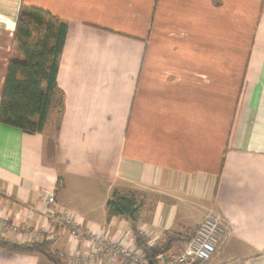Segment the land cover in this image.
I'll return each instance as SVG.
<instances>
[{"label":"crops","instance_id":"obj_1","mask_svg":"<svg viewBox=\"0 0 264 264\" xmlns=\"http://www.w3.org/2000/svg\"><path fill=\"white\" fill-rule=\"evenodd\" d=\"M22 5L67 25L63 113L53 134L47 121L32 134L0 123V216L18 229L0 239L72 264L86 241L58 224L65 212L135 242L129 219L105 207L135 192L148 204L136 229L180 236L171 250L214 210L229 233L199 264H264V0H0V93ZM0 264L52 263L0 248ZM79 264L121 263L103 253Z\"/></svg>","mask_w":264,"mask_h":264},{"label":"trees","instance_id":"obj_2","mask_svg":"<svg viewBox=\"0 0 264 264\" xmlns=\"http://www.w3.org/2000/svg\"><path fill=\"white\" fill-rule=\"evenodd\" d=\"M67 25L58 16L37 7L20 6L12 34L11 52L0 93V123L32 134L42 132L52 111L54 131H58L63 113V93L56 84L59 57ZM54 96L57 97L54 102ZM137 193L113 192L106 203L107 219L125 217L131 222L135 242L156 264L154 255L167 252L180 242V236L164 232L153 248H146L137 234L141 214ZM0 248L44 255L52 264H60L41 244H15L0 239Z\"/></svg>","mask_w":264,"mask_h":264},{"label":"built area","instance_id":"obj_3","mask_svg":"<svg viewBox=\"0 0 264 264\" xmlns=\"http://www.w3.org/2000/svg\"><path fill=\"white\" fill-rule=\"evenodd\" d=\"M41 201L45 208L44 214L53 218L54 212H51L50 208L54 203V195L45 192L41 195ZM58 224L68 227L72 238L82 237L86 241V250L81 254L74 255L70 259L72 264H79L82 260L97 259L103 253L106 254L109 263L153 264L152 258L134 241L132 242L130 237L129 240L128 236H124L120 241H112L105 229L95 233L89 232L80 226L72 212H65ZM17 231L18 229L14 224L0 216L1 238ZM228 233V228L222 223L220 215L214 210H209L184 246L175 251L157 252L154 255V260L156 264H199L207 262L228 236ZM137 234L148 249L155 247L159 240V237L152 235L145 226L139 227Z\"/></svg>","mask_w":264,"mask_h":264},{"label":"rangeland","instance_id":"obj_4","mask_svg":"<svg viewBox=\"0 0 264 264\" xmlns=\"http://www.w3.org/2000/svg\"><path fill=\"white\" fill-rule=\"evenodd\" d=\"M55 99L57 100V97L56 96H54V102H55ZM51 120H52V111H51V114L48 116V120H46L47 121V129L45 130V132H47V133H49V134H53L54 133V126H52L53 124L51 123ZM50 125V126H49ZM50 131V132H49ZM126 195H128V194H126ZM146 196V195H145ZM149 196V195H148ZM142 199H140V203L142 204V206L143 205H148L147 204V200L145 201L144 200V198L143 197H141ZM149 199V198H148ZM149 201V205L151 206L152 205V203H153V201H151L150 199L148 200ZM199 209V208H198ZM197 209V210H198ZM151 211H152V207H150L149 209H148V212H147V214L148 213H151ZM72 212V211H71ZM141 226V225H140ZM142 226H145L146 228L148 227V226H150V225H148V224H144V225H142ZM148 229V228H147ZM121 264H126L125 262H123V263H121Z\"/></svg>","mask_w":264,"mask_h":264}]
</instances>
